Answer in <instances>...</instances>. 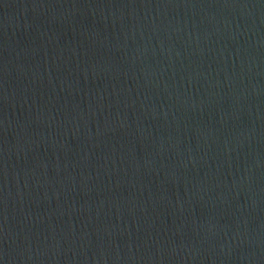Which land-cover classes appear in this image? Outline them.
<instances>
[{
    "label": "water",
    "instance_id": "water-1",
    "mask_svg": "<svg viewBox=\"0 0 264 264\" xmlns=\"http://www.w3.org/2000/svg\"><path fill=\"white\" fill-rule=\"evenodd\" d=\"M0 264H264V0H0Z\"/></svg>",
    "mask_w": 264,
    "mask_h": 264
}]
</instances>
